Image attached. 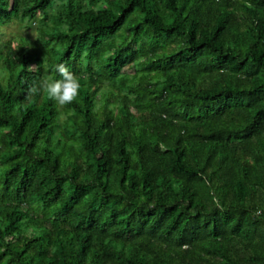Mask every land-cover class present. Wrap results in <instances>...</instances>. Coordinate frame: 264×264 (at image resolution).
<instances>
[{
  "label": "trees",
  "instance_id": "obj_1",
  "mask_svg": "<svg viewBox=\"0 0 264 264\" xmlns=\"http://www.w3.org/2000/svg\"><path fill=\"white\" fill-rule=\"evenodd\" d=\"M13 19L36 35L0 32V264H264V0H0ZM60 63L76 101L29 95Z\"/></svg>",
  "mask_w": 264,
  "mask_h": 264
},
{
  "label": "clouds",
  "instance_id": "obj_2",
  "mask_svg": "<svg viewBox=\"0 0 264 264\" xmlns=\"http://www.w3.org/2000/svg\"><path fill=\"white\" fill-rule=\"evenodd\" d=\"M54 70L59 73L60 78L48 76L41 79L38 84L34 82L28 89L29 95L43 94L58 106L70 105L78 98L81 88L79 78L63 63L56 65Z\"/></svg>",
  "mask_w": 264,
  "mask_h": 264
},
{
  "label": "rangeland",
  "instance_id": "obj_3",
  "mask_svg": "<svg viewBox=\"0 0 264 264\" xmlns=\"http://www.w3.org/2000/svg\"><path fill=\"white\" fill-rule=\"evenodd\" d=\"M0 32L3 34V38L12 37L14 41L23 38L25 41L35 37L36 32L34 28L25 29L22 26L20 19H13L12 22L0 26Z\"/></svg>",
  "mask_w": 264,
  "mask_h": 264
}]
</instances>
